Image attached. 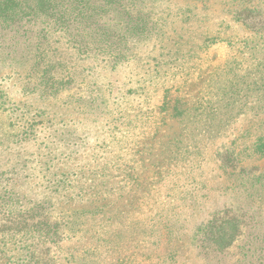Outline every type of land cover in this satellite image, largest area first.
<instances>
[{"label":"rangeland","instance_id":"1","mask_svg":"<svg viewBox=\"0 0 264 264\" xmlns=\"http://www.w3.org/2000/svg\"><path fill=\"white\" fill-rule=\"evenodd\" d=\"M7 1L0 264H264V0Z\"/></svg>","mask_w":264,"mask_h":264},{"label":"trees","instance_id":"2","mask_svg":"<svg viewBox=\"0 0 264 264\" xmlns=\"http://www.w3.org/2000/svg\"><path fill=\"white\" fill-rule=\"evenodd\" d=\"M13 1L14 0H8L7 1V3H6V8L5 9H3L2 10V13H3V20H9V18L10 17H12L9 13H8V11H9V6H10V4L11 3H13ZM43 2V1H42ZM33 14V12H29V14H25L24 16H17L18 17V21H17V23H18V25L20 26L21 25V28L20 29H18V31H21L23 28H25V27H28L29 25H31L32 23H33V21L36 19V16ZM25 20V23H24V27L22 26V21H24ZM44 30H46V28L44 29ZM17 31V32H18ZM29 31V30H28ZM28 31L27 30H25V32H24V36H27V33H28ZM40 33H42V32H40ZM48 34V33H47ZM37 37H39V36H37ZM45 37H47L46 35H45ZM48 38V37H47ZM41 42H39V43H37L36 44V46H37V48L39 49V47L38 46H40L41 44H40ZM50 43H49V41H47L46 42V44H44V49L42 50V51H37V53H39V52H42V54H44V55H50L51 53H50V51H48V49L50 48ZM89 50H95V52H97V53H99V54H102V55H104V56H110V57H113L112 56V54H110V52H102V50H101V48L100 47H98V46H96L95 48H91V46L88 48L87 46L85 47V50H84V52H87V53H89ZM99 54H97V55H99ZM120 54V53H119ZM109 57V58H110ZM27 260V258L24 260V261H26ZM19 261H21V258L19 259Z\"/></svg>","mask_w":264,"mask_h":264}]
</instances>
